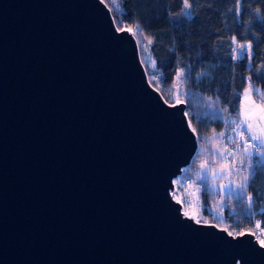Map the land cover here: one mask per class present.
<instances>
[{"label":"water","instance_id":"water-1","mask_svg":"<svg viewBox=\"0 0 264 264\" xmlns=\"http://www.w3.org/2000/svg\"><path fill=\"white\" fill-rule=\"evenodd\" d=\"M186 111L104 0H0V264H264L173 197Z\"/></svg>","mask_w":264,"mask_h":264},{"label":"trees","instance_id":"trees-1","mask_svg":"<svg viewBox=\"0 0 264 264\" xmlns=\"http://www.w3.org/2000/svg\"><path fill=\"white\" fill-rule=\"evenodd\" d=\"M189 2L192 9L185 10L182 0H120L121 12L112 13L119 29L130 27L138 40L150 41V54L156 62V78L150 82L165 100L172 101L169 91L185 79L189 97L180 99L187 104L189 122L199 141L223 130L224 119L214 118L220 117L221 109L226 107L230 115H237L233 105L242 96L234 98V93H242L249 84L264 91V79H257L258 74L264 76V0H241L239 15L236 0ZM233 36L238 43L232 41ZM238 44H251L252 56H241ZM182 68L185 72L177 78ZM207 104L213 106L210 112ZM201 151L198 148L191 163L200 159ZM202 165L206 164L200 165V173L210 176L213 166L202 169ZM253 172L247 186L252 203L236 233L253 231L254 213L264 227V163ZM208 193H204L206 200Z\"/></svg>","mask_w":264,"mask_h":264},{"label":"rangeland","instance_id":"rangeland-1","mask_svg":"<svg viewBox=\"0 0 264 264\" xmlns=\"http://www.w3.org/2000/svg\"><path fill=\"white\" fill-rule=\"evenodd\" d=\"M104 1L111 11H114L117 14L121 12V8L116 7V3L120 4V0H116V3H113V0ZM123 28L131 29L127 26H124ZM133 32V34H135L134 30ZM149 42V40L141 37L138 40L141 59L146 70H148L149 80H153L154 77L156 78L154 71L155 67H153L154 59L150 54V47H144V45L150 46ZM169 93L172 101L166 100L167 102H174L175 100L185 102L183 99H180H187L189 97V90L187 89L185 79L180 86L172 88ZM256 94L257 93H254L253 91L251 99L257 104H260V97L258 94V96H256ZM241 103H243V98ZM207 105L210 112L211 107L213 106H210L209 104ZM219 116L222 117L225 122L223 130L216 132L212 137L202 138L198 141V148H201L202 150L201 153L198 154L200 159L191 163L189 165L190 167H185L182 173L174 179L172 195L179 203H181L182 211L187 213V216L194 217L195 220H199L201 223H212L217 226H223L227 231L236 234L240 227H242V223L247 219L245 209L250 204L248 203L249 195L247 193V188L246 190H241L235 188V185L241 183L245 176H248L250 172H253L255 166L264 163V155H261V152H264V148L259 146V151L256 156L252 153V167H249L248 156L242 151L245 144L241 141L237 131H233L235 125L232 121H238L239 116L230 115L227 111H222V109L219 111ZM244 129H242L243 135H245ZM221 132L224 133L223 137H220L219 135ZM214 137L215 139H213ZM231 138L236 139L240 144L239 148L231 143ZM249 149L251 150V148ZM229 152L233 155H229ZM219 153L228 156L227 161H225L223 156L219 155ZM241 160H243V163H241ZM201 164L213 166V171L210 176H205L200 173L202 172V170L199 169ZM235 168H240V172L237 173ZM221 172H223L227 178L216 175ZM198 175L203 176L204 178L198 179ZM177 181L180 183H177ZM230 181L233 191H229L228 188L225 187L229 185ZM248 183L249 180L247 186ZM206 191L210 194L209 200H206L205 198L204 193ZM251 220L253 231H248L254 233L259 243L264 246V243H262L264 242V227L262 226L261 220L256 216V213L252 215ZM257 223L260 225L259 228L256 226Z\"/></svg>","mask_w":264,"mask_h":264},{"label":"snow or ice","instance_id":"snow-or-ice-1","mask_svg":"<svg viewBox=\"0 0 264 264\" xmlns=\"http://www.w3.org/2000/svg\"><path fill=\"white\" fill-rule=\"evenodd\" d=\"M241 0H236L237 7L235 9L237 15H239L241 8L239 7ZM113 3H116V0H113ZM183 7L185 10L192 9V4L189 2V0H182ZM121 5L119 3H116V7L119 8ZM257 13H259V9L256 10ZM130 32L133 31L132 29H128ZM137 30H139V25L137 26ZM232 41L234 43H238L236 41V37H232ZM150 44V42H149ZM145 48H148L149 45H144ZM238 47L240 48V55L250 58L252 56V45L248 44L247 46L244 44H238ZM153 67H156V62L153 61ZM185 72V69H180L177 73V78H179L183 73ZM199 75H203V73H200ZM155 79V77H154ZM257 79H264V76H261L258 74ZM167 87V85H166ZM253 91H255L259 97H260V104H257L255 101L251 99V96L253 94ZM243 97V103L239 99L236 101V105H233V111L236 112L237 116L240 117V119L233 120V124L235 125V128L233 131H237L238 135L240 136L241 141L245 144V147L242 149L243 153L247 154L249 159V167H252L251 164V158H252V151L247 147L248 144V136L243 135L242 129L245 127L247 128L248 133L250 134V138L254 141H259L261 148H264V91H260L259 88L253 89L252 85L249 84L248 88H246L242 93L236 92L234 93V98L237 97ZM219 97H217L218 99ZM212 98L209 97V100ZM222 111H228V109L225 107L222 109ZM187 115V113H185ZM215 119H223L222 117H214ZM206 122V121H205ZM193 132H195V129H193ZM220 137L224 136V133L221 132ZM215 139V137L213 138ZM231 143L235 144L237 148L240 147V144L236 141L235 138H231ZM219 155L223 156V159L227 161L228 156L224 155L223 153H219ZM229 155H233L231 152H229ZM261 155H264V152H261ZM241 163H243V160H241ZM207 168V165H202V169ZM211 171V169H208ZM235 171L237 173L240 172V168H235ZM230 174V171H229ZM216 175H220L223 178H227L223 172L217 173ZM255 175V172H250L248 176H245L243 181L239 184L235 185V188L246 190L247 188V182L251 176ZM198 179H203V176L198 175ZM177 183H180L177 181ZM228 188L229 191H233L231 187V181L229 182V185L225 186ZM190 203V201H189ZM248 203L251 205L252 203V196L249 194L248 196ZM187 215V213H185ZM194 218V217H190ZM197 223H199V220H196ZM257 228L260 227L259 223L256 224ZM232 232H229V235H232ZM236 235H242L241 233H236ZM264 243V242H262Z\"/></svg>","mask_w":264,"mask_h":264},{"label":"built area","instance_id":"built-area-1","mask_svg":"<svg viewBox=\"0 0 264 264\" xmlns=\"http://www.w3.org/2000/svg\"><path fill=\"white\" fill-rule=\"evenodd\" d=\"M244 136H248L249 137L247 147L251 148L253 155L256 156V154H258V151H259L258 143L256 141L252 140L248 133H245Z\"/></svg>","mask_w":264,"mask_h":264},{"label":"crops","instance_id":"crops-1","mask_svg":"<svg viewBox=\"0 0 264 264\" xmlns=\"http://www.w3.org/2000/svg\"><path fill=\"white\" fill-rule=\"evenodd\" d=\"M243 98V97H242ZM239 119H240V117H239ZM245 132L244 133H248V131H247V128L245 127ZM249 134V133H248ZM250 135V134H249ZM257 143H258V145L260 146V142L259 141H256Z\"/></svg>","mask_w":264,"mask_h":264}]
</instances>
